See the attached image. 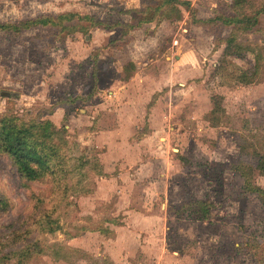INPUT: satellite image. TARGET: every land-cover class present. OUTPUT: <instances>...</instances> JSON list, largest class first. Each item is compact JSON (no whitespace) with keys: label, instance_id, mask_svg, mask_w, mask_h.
<instances>
[{"label":"rangeland","instance_id":"374dc122","mask_svg":"<svg viewBox=\"0 0 264 264\" xmlns=\"http://www.w3.org/2000/svg\"><path fill=\"white\" fill-rule=\"evenodd\" d=\"M184 1L0 0V264H264V0Z\"/></svg>","mask_w":264,"mask_h":264},{"label":"trees","instance_id":"16d2710c","mask_svg":"<svg viewBox=\"0 0 264 264\" xmlns=\"http://www.w3.org/2000/svg\"><path fill=\"white\" fill-rule=\"evenodd\" d=\"M179 4L186 3L184 0H176ZM39 20L27 21L20 24L19 27L22 25H26L28 23H36ZM42 21V20H40ZM236 22V19H229L228 24ZM224 23H227L224 21ZM4 25L2 28H4ZM18 29V26H16ZM252 74L248 70H245L237 76V79L241 83H250L252 82L251 77ZM23 131L19 129H8L4 130L1 133V144L0 149L3 150L9 156H12L18 160V164L21 163L22 170L28 172V176L30 178L35 177V172L33 167L41 166L43 168L44 164L46 163L47 159L43 153H41L36 146H32L26 140V136L22 135ZM264 161V159L262 158ZM264 163V162H263Z\"/></svg>","mask_w":264,"mask_h":264},{"label":"crops","instance_id":"0c3cea01","mask_svg":"<svg viewBox=\"0 0 264 264\" xmlns=\"http://www.w3.org/2000/svg\"><path fill=\"white\" fill-rule=\"evenodd\" d=\"M212 9H213V6H210V9H208V8H203V10L206 11V14H207V15L211 14ZM175 77H176V76H175Z\"/></svg>","mask_w":264,"mask_h":264}]
</instances>
